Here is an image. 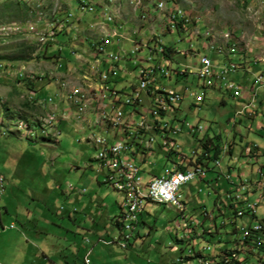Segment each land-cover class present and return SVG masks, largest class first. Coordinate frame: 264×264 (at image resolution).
I'll use <instances>...</instances> for the list:
<instances>
[{"label": "rangeland", "instance_id": "1", "mask_svg": "<svg viewBox=\"0 0 264 264\" xmlns=\"http://www.w3.org/2000/svg\"><path fill=\"white\" fill-rule=\"evenodd\" d=\"M100 1H90L95 7L90 13L86 10L80 11L78 0H0V176L5 180L4 192L0 195V217L6 228L5 231L0 230V264H29V262L39 264L44 260L41 253L53 259V254L61 247H65L62 253L67 254V260H56L50 264H66L65 262L82 264V258L88 251H90L91 264H168L174 257L182 254L179 252L173 255L169 246L174 244L175 238L182 237L180 228L175 227L176 223L182 227L185 221L178 216L176 207L154 202L146 204L142 216L144 222L135 226L133 234L137 236L139 233L140 236L135 240L134 237H129L127 249L115 243L111 245L106 243L105 246L97 244L93 234L99 230L103 233L102 238L107 242L113 240L110 238L118 237L119 231L110 220L119 213V203L123 199L121 193L115 191L109 183L103 182L105 174L103 171L106 170L101 171L95 160L98 150L93 147L92 140L94 136L104 134L94 126L93 115L85 114L80 121L76 120L75 112H72L71 116L73 109L71 105L64 110L68 119H60L61 121L55 122L52 127L43 126L45 131L40 129L44 122H48L50 109H53V107L49 108L48 104L57 107L62 101L58 98V90L55 86L63 83L66 90L80 88L90 92L89 89L94 87L95 64L92 63V53L88 49L84 58L86 60L80 59L83 63L81 72L75 70L72 73L65 67L63 68L65 74L59 76L54 70L55 61L48 57V53L44 52V56L40 58L34 57L41 55L43 48L44 50L46 48L47 52L53 45L58 49L60 46L56 43L63 41L66 42H63L65 44L63 53H68L72 50L70 48H77L68 41L73 36L78 37L79 40L84 39L87 43L96 42L100 30L97 25L91 23V19L100 13L99 8L96 7V3ZM142 1L113 0L116 8L114 9L113 5L109 6L108 11H104L102 15L103 20L99 19L109 30L114 23L107 22L108 15H111L112 22L123 24L117 30L122 39L108 37V45L105 47L106 55L119 54L121 57L118 65L121 66L122 71L112 78L113 80L116 78L118 82L116 85L121 102L117 108L123 112L131 109L123 102L131 90L129 84H137L135 63L140 57L147 55L148 51L144 48L136 56L132 55L130 60L128 57L123 59V54L132 50L140 41L142 45L149 44V47L153 48L154 44L149 40L154 33L159 37L161 46L174 50L168 58L161 56L169 65L170 79H161L160 83L182 96L181 102L176 105L178 107L175 117L178 121L196 123L208 129L195 137L176 136L178 151L189 155L191 150L198 149L197 143L206 133L220 135L223 145L231 144L235 135V125H232V121L235 122L237 117L243 119V125L236 126V131L241 137L237 136L235 153L245 148L247 144L256 145L260 151L263 150L264 129L255 131L254 123L253 132H250L247 129L246 116H236V112L240 111L237 108L238 101L231 98L232 94L224 86L220 90L201 88L196 76V68L201 55H206L216 70L227 68L230 63L226 58L234 63L239 62L240 58L239 64L242 66L251 65L247 71L249 75L243 77V71L240 72V69L238 74L236 70V73L228 76V81L234 82L243 89L253 85L254 99L256 102L260 100L264 94L261 87L253 81L258 74L264 75L262 73L264 72V0L169 1L166 8L172 7L170 2L177 1L178 8L182 9L188 20L186 27L181 29L174 25H171V28L174 26L173 29L170 28V17L168 21L163 15L167 13L166 10L157 11L152 4L146 8L142 6ZM174 7L178 9L176 5ZM66 11L72 15L69 22L80 17L81 23H77V27L73 22L67 34L55 36L56 43L46 44L47 35L50 34L47 33L49 22L53 18L66 23L64 16ZM166 27L169 30H166ZM73 28H77L76 32ZM73 30L74 32H71ZM85 46L87 45L84 44ZM89 46L91 48V44ZM32 48L33 53L30 51ZM227 49L234 54L227 53ZM16 57H21L23 60H14ZM176 70L186 73L184 76H177ZM22 76L27 80L29 77L30 82L36 83V86L39 83L56 84L42 86L38 94L41 98L39 100L33 95L30 96L31 91L27 90L26 83L20 81ZM37 77L43 79L38 80ZM79 94L84 96V93ZM27 98L30 102L32 98L39 102L34 101L36 105L33 103L28 107L24 105ZM49 99L52 102H49ZM251 110L258 112V120L264 122L262 115L264 106L260 107L258 103H253ZM172 116L173 114H169L167 117H162L163 122ZM147 118L150 119L149 127H157L161 124V117L147 115ZM54 129L59 135L54 134ZM129 132L130 136L123 137V142L134 143V135L130 129ZM47 138H50L51 142ZM127 139L129 141H124ZM160 140L159 135L147 134L146 148H141V155L135 156V162L140 163L144 177H161L167 172H173L178 162V159H165L167 151L162 146L164 150L160 148ZM142 156H148L144 163ZM238 161L240 163L243 161L245 164L239 168L244 170L246 178L251 175L256 178L257 167L259 164H264V158H261L257 164L249 162L244 157H230L224 153L219 157L220 167L223 169L232 165L238 167ZM212 164L210 165L213 166ZM250 168H252L251 172ZM178 195L179 200L188 202L189 210L186 208L184 214L188 217L192 216L197 223L202 222L203 208L216 219L218 225L222 220L225 221V226L218 230L216 236L208 237L207 242L195 240L198 245L210 246L213 254L211 257L214 260L224 250H232L236 242L242 241L240 228L248 222V216L236 220L235 226L239 231L234 233V226L230 221L233 218L232 212L227 211L224 218L218 217L219 212L214 206L216 195L212 190H207L201 183L194 181L180 187ZM219 196L222 197L223 194ZM259 196L251 195L247 198L252 203ZM72 197L76 200L80 199L81 204L77 207L73 206V202H70ZM4 207L8 209L7 215L3 213ZM69 213L70 220L67 219ZM263 215L264 201L257 209L256 217L262 220ZM23 222H27V227L32 222L38 224L39 228H43L42 237L39 239L37 235H29L27 232L29 228L23 230L21 226ZM255 222L252 220L253 224ZM10 225L16 229L10 230ZM120 226L121 231H126L121 223ZM107 232L110 233V237ZM83 236L88 238V243L82 244ZM233 252L235 259L240 255L246 259L245 264H261L259 261L264 263V254H260L256 248L252 249V252L249 249ZM194 262L198 264L197 261Z\"/></svg>", "mask_w": 264, "mask_h": 264}, {"label": "built area", "instance_id": "2", "mask_svg": "<svg viewBox=\"0 0 264 264\" xmlns=\"http://www.w3.org/2000/svg\"><path fill=\"white\" fill-rule=\"evenodd\" d=\"M147 1V5L149 6V4H152L157 11L162 12L166 10L167 13L163 15L164 17H170V25H175L176 27V25L181 23V26H179L181 29L185 28L186 24H188L184 12L182 9H175L174 3H171V8H166V4L169 3L168 0ZM93 8L94 7L90 4V0H85V8L79 9L81 12L86 10L91 13ZM136 8L138 7L136 6ZM71 16L70 13H66V23H63L61 20L51 19L48 24L49 32L47 31V33L50 34L47 35V43L54 42V38L57 34L71 30L69 22ZM110 23H114V26L111 27L110 30L104 27L103 24L100 25V28L106 33V38L121 39L120 34L117 32V30L121 28V25H116L115 22H112L111 15ZM161 33L164 32L161 31ZM151 36L149 42L154 44L153 48H150L149 44L142 45L140 41L132 50L123 54V59L128 57V60H130L132 55L136 56L139 52H142L144 48L148 51L147 55L140 57L135 63L138 79L137 84H129L131 90L123 102L124 105L131 107L129 111L123 112L117 108L121 100L118 96L119 93L116 89L115 82L112 81V77L122 71L121 66L118 65L121 57L119 54H105V47L108 44V40L98 39L96 42H88V44L95 46V56H91L92 63L95 64L93 72L95 78L93 79L94 87L89 89L90 92L80 88L66 90L63 83L59 85L62 89L64 88L65 92L58 95V98L62 99L60 102H66V110L67 106L71 105L73 107L71 116L72 112H75L76 120H83V116L89 114L95 117L94 126L96 127L99 122L118 123V130L107 131V135L94 136L92 144L93 147L98 150L95 160L98 162L101 169L108 172L104 182L109 183L115 191L123 195L121 216L118 218V222L119 224L127 223V231H121V234L125 238H128L126 234L130 233L135 224L138 223V217L147 204V197H154L157 204L173 206L183 211V205L179 201L178 196L179 188L195 179L203 180L207 171L205 168L208 159L207 154H203L204 157H202L198 166L190 164V159L195 158L196 151H204L202 146L204 139L198 141V149L191 150L189 155H184L178 151L179 146L175 139L176 136L186 135L188 137H195L203 131L206 132L207 128H203L196 123L185 122L184 120L178 121L175 117L178 107L176 105L181 102L182 96L179 93L169 90L167 86H163L160 83L161 79H170L169 65L167 61H161V52H163L164 49L160 44L159 37L154 33H152ZM70 54L75 59L85 58V55H87L83 52L77 53L74 51ZM235 69L236 66L230 63L229 71H222V68L216 70L212 61L206 55H201L196 68V76L201 88L221 89L222 86H224L233 97L240 98L242 95V88L234 82L228 81V74L235 71ZM175 73L177 76H184L186 72L176 70ZM254 83L264 89V75H257L254 79ZM92 90L94 92H92ZM77 93H84V100H77ZM31 94L35 96L33 92H31ZM44 101H47V99H44ZM250 105L251 104L244 106L237 115L248 112ZM48 107H53V111L50 109L49 122H44L47 126H54L55 122L69 118L68 115L65 114V111L59 115L58 109L52 104H48ZM169 114H173V116L163 122L162 117H167ZM147 115L151 117H161V124L157 127H149L150 119L147 118ZM119 129H130L131 133L134 135V143L123 142V137L119 136ZM54 134L57 136L59 132L55 133L54 129ZM147 134L160 136L161 140L159 143L161 144L159 146L162 150H164L162 148L164 147L167 151L166 156H164L166 160L178 159L173 172H167L166 175L161 177L150 176L148 179L140 175L141 167L139 166L140 163H135V155H141V148H146L145 139ZM149 151H152V149H149ZM245 152L249 154L251 151L249 148H246ZM147 157L148 156H142V163L145 162ZM213 166L216 169L221 168L218 160L213 161ZM220 175L224 177V171H220ZM224 178L229 181L232 187L229 190L231 192H226L220 200V207L223 210H227L228 205L233 204V207L228 211L234 213L235 218L255 216L262 198L249 203L244 196V192L246 191L245 186H239L230 181V177ZM4 186V178L0 176V195L4 192ZM261 186L264 187V182L261 183ZM240 230L243 234V241L240 245L244 246L246 245L244 241H252L253 243H258L260 241L259 234L264 231V225H256V223L243 225ZM120 246L124 248L125 242L121 243ZM190 247L194 249L197 248V245L192 241L187 245L186 249L189 250ZM197 249L202 252L209 250L207 245ZM89 255L90 251L86 253L83 264H91ZM233 258L235 259V256H233ZM229 260L230 259H226V262H229ZM238 261L241 262V260ZM184 262H175V264H184ZM206 262L213 263L209 260H206Z\"/></svg>", "mask_w": 264, "mask_h": 264}, {"label": "crops", "instance_id": "3", "mask_svg": "<svg viewBox=\"0 0 264 264\" xmlns=\"http://www.w3.org/2000/svg\"><path fill=\"white\" fill-rule=\"evenodd\" d=\"M91 1V0H90ZM113 0H101L100 2H97L96 4H97V8H99V11H100V13L98 14V15H95L94 17H92V19H91V23H93V24H95V25H97L98 27H99V30H100V35H99V39H105V40H108L107 38H106V33H104V31L100 28V25L102 24V15H103V13H104V11H108V7L109 6H112L113 5V8L115 9L116 8V6L114 5V3L112 2ZM133 1H135V0H131V2H133ZM138 1V0H137ZM142 1V0H141ZM143 3H142V6H145L146 8H148V1L147 0H143L142 1ZM106 5H108V6H106ZM93 7H94V5H92ZM68 9H69V7H68ZM94 9H95V7H94ZM135 10H136V8H134ZM134 10V11H135ZM138 10V9H137ZM142 10V9H141ZM112 11V10H111ZM61 15H59V17H60ZM64 16H65V13H64ZM62 17H63V15H62ZM108 17V16H107ZM107 17H106V20H107ZM110 17V16H109ZM141 17H143L144 18V16H141ZM102 19V20H99V19ZM115 18V17H114ZM121 20H124V19H122L121 18ZM73 22H75L76 23V25H77V23H81V20H80V17H76L72 22H70V24L72 25V23ZM108 22V21H107ZM114 22V21H113ZM89 24V23H88ZM116 25H123V24H117V23H115ZM85 25H87V24H85ZM77 27H78V25H77ZM73 29H76L77 30V28H73ZM166 30H167V27H166ZM71 32H73V31H71ZM74 34V33H73ZM67 38H68V36H67ZM122 39V38H121ZM121 39H119V40H121ZM79 38L78 37H75V36H73V37H71V38H69V42L71 43V44H73L74 46H77V48H70V49H72V50H69V52L68 53H63L64 52V50H63V45H65L64 43H66L65 41H63L62 43L61 42H55L57 45H59L60 47L58 48V49H55V46L53 45L52 47H50V49H49V51L47 52V50H46V48H45V50H44V52H46V53H48V57L50 58V59H52V60H54L55 61V65H54V67L56 66V69H54L55 70V72L57 73V75H59V76H62L63 74H65V70H63V68L65 69V67L67 68V70L69 71V72H72L73 73V71H75V70H81V68L83 67V63L81 62V60L83 59V60H86V59H84L83 57L82 58H79V59H75L70 53H71V51H73L74 49L77 51V53H87L88 51V49L90 50V52L92 53H90L91 54V56H95V48H93V46H92V44H91V48H90V46H89V44L86 42V40H84V39H82V40H79ZM85 45H87V46H85L84 47V44ZM54 44V43H53ZM108 45V44H107ZM106 45V46H107ZM69 47H70V45H69ZM231 52H233V50L231 51ZM90 54H88V55H90ZM79 55V54H78ZM81 59V60H80ZM227 59V61H229L228 60V58H226ZM80 60V61H79ZM239 60L241 61V59L239 58ZM87 61H89L88 59H87ZM87 61H85V62H87ZM228 65V64H227ZM85 66V65H84ZM228 66H230V64L228 65ZM227 66V67H228ZM251 67V65H248V66H246L245 67V65H241V64H239L238 65V68H237V71H238V74H239V70L241 69V71L240 72H242V76L243 77H246V75H249V72H247L248 71V68H250ZM63 71V72H62ZM81 72V71H80ZM262 73H264V72H262ZM117 76V75H116ZM242 77V78H243ZM48 78V77H47ZM113 78V77H112ZM113 80V79H112ZM114 82H115V86H116V89H117V81H116V78H115V80H113ZM62 82V81H61ZM56 84V83H55ZM53 82H51V84H48V85H46V84H38L37 86H36V83H35V85H34V89L35 90H37V93L39 94L40 92H41V88H43V87H48V86H54L55 85ZM59 85L60 84H58V86H55L56 87V89L58 90L57 91V93H58V95H61V94H63L65 91H64V88L62 89L61 87H59ZM43 86V87H42ZM63 86H65V84H63ZM58 87V88H57ZM254 89V86L252 85H249L247 88H244V89H242V95H241V97L240 98H233V97H231V98H233V99H235V101H238V104H237V108L238 109H242V106H245V105H248L249 103H251V102H253V103H258V105L260 106V107H263L264 106V96H262V98L260 99V100H258L257 102H256V99H254L255 98V95H254V91H255V89ZM261 91H262V93L264 94V89H262L261 88ZM31 93V92H30ZM253 93V94H252ZM32 94H30V96H31ZM33 99V101H32V104L34 103V105H36L35 103L36 102H39V101H36V100H34V98H32ZM34 101H36V102H34ZM64 103V104H63ZM221 103V102H220ZM223 103H224V101H223ZM223 103H221V104H223ZM38 104V103H37ZM29 107H31V106H29ZM45 108V107H44ZM43 108V109H44ZM55 108H57L58 109V111H59V115H61V113L62 112H64V110H66V102H60L59 103V105L57 106V107H55ZM264 112V111H263ZM255 113V114H254ZM257 113L258 112H253V114L254 115H252V116H249L248 117V114H244L246 117V120L248 121V125H247V129H249L250 130V132H253L252 131V124H256V129H255V131H259V129H264V122L263 121H259L258 120V115H257ZM262 115H264V113H262ZM32 121V120H31ZM231 123V122H230ZM232 125H235V130H234V136H233V139H232V142H231V146H230V149H228L226 152V155L227 156H230V157H233V156H236V157H238V158H245V159H248L249 160V162H251V163H259V161H260V159L261 158H264V148H263V150H259V148H258V146H256V145H250V144H245L246 146L245 147H247V146H250V148H251V150H252V152H250L248 155H246V152L245 151H243V148H241L240 150H239V152L238 153H235V148H236V140H237V136H239V137H241L240 136V134L238 133V131H236V126H239V125H243V119L242 118H236V121L235 122H233L232 121ZM97 128L104 134V135H107V131H112V130H118V127L117 128H113V127H111L109 124L107 125L105 122H99L98 124H97ZM127 131V132H126ZM127 135H129L130 136V132H129V129H119V136H122V137H127ZM240 140H241V138H240ZM124 141H129V139H127V140H124ZM210 149H211V147H210ZM204 150H205V148H204ZM251 155V156H250ZM212 162H211V160L210 159H208V161H207V165L205 166V168L207 169V171H206V176H205V178L203 179V180H200V179H196V180H194V181H197V182H199V183H201L202 184V186H204V187H206V189L207 190H212L214 193H215V195H216V197H215V199H216V201H215V204L216 205H214L215 206V209H217L218 210V204L220 203V199H218V194L219 195H222V194H224V193H226L228 190H230V188L232 187L231 185H230V183L222 176V175H220V171H224V174H229L230 175V180H232V181H234L236 184H238L239 186H240V184H243L244 186H245V188H246V190L247 191H245L244 193H247L246 195L247 196H256V195H260L259 197H261L262 195L264 196V190L263 189H261L260 188V183L262 182V181H264V164H259V166L257 167V173H258V175L256 176V174H255V177L256 178H253L252 177V175H251V177H248V178H246V174H245V172H244V170L242 169V168H239L240 166H242V165H245V164H243L244 162L242 161V163H240V161H238V167H234L233 165L232 166H225V169H223V168H221V169H216V168H214L213 166H211L210 164H211ZM213 165V164H212ZM247 166V165H246ZM100 168V167H99ZM101 169V168H100ZM174 169H175V167H174ZM101 171H103V169H101ZM249 171L251 172L252 171V168H250L249 169ZM261 171V173H262V175H260L259 174V172ZM103 172H105V174H104V179L106 178V176L108 175L107 174V171H103ZM233 174H236L235 176H233ZM149 177H145V179H148ZM104 179H103V181H104ZM194 181H192V182H194ZM190 184V183H189ZM187 186V185H186ZM73 190V189H72ZM80 193V192H79ZM243 193V192H242ZM262 196V197H263ZM75 198L74 197H72V198H70V202H73V206L75 205L76 207L77 206H79L80 204H81V202L77 199L76 200V203H75ZM262 200L264 201V198H262ZM89 202V201H88ZM121 203H122V200H121V202L119 203V213L116 215V216H114L113 218H112V220H110V223L113 225V223H114V220L116 221V219L119 217V214H120V212H121V209H120V205H121ZM148 203V202H147ZM185 204H186V208L189 210V208L187 207L188 206V202H187V200H185ZM146 208V207H145ZM145 208H144V210H145ZM3 209V213L4 214H8V209H6L5 207L4 208H2ZM144 210L142 211V213L140 214V216H139V223H143L144 221H143V213H144ZM187 211V210H186ZM203 211H207L205 208H203V210H202V212ZM75 212V211H74ZM208 213V212H207ZM67 219H71V216H70V213L68 214V216H67ZM262 219L264 220V215H263V217H262ZM33 221V220H32ZM26 223L27 222H23L22 224H21V226L23 227V230H27V228H29V230L27 231L28 232V234L29 235H33V236H35V235H37L38 236V238L40 239V237H42V235H43V228L41 229V228H39L38 227V224L36 225V224H34L33 222L32 223H30V226H26ZM138 223V224H139ZM114 226V225H113ZM9 227H12V225H10ZM31 227V228H30ZM13 229H16V228H11L10 230H13ZM31 229V230H30ZM0 230L1 231H5L6 230V228H5V226L3 225V221H2V219H1V217H0ZM87 231V230H86ZM181 231V230H180ZM97 233V234H96ZM96 233H94L93 235L96 237V243L97 244H99V245H102V246H105L106 245V243H109V242H107V240H105L104 238H102L103 237V233L102 232H100V230L98 231V232H96ZM107 234L109 235V237H110V233L109 232H107ZM182 234V236H186V233L185 232H182L181 233ZM138 236H136L135 237V239L136 238H138L140 235H139V233L137 234ZM85 236H83V238H82V244L83 243H88V238H84ZM111 237H113L112 235H111ZM87 239V240H86ZM91 239V238H90ZM104 239V240H103ZM110 239H114V237L113 238H110ZM134 239V240H135ZM175 239H179L178 237L177 238H175ZM68 240L66 239V242H67ZM173 244V243H172ZM108 245H111V244H108ZM65 249V247H61L58 251H56L54 254H53V259H51V258H49V257H47L44 253H41V256H42V258L44 259L43 260V262H39V264H50V263H52L53 261H56V260H67V254L65 253V254H63L62 253V250H64ZM84 249V248H83ZM174 249L175 248H171L170 249V252L174 255H176L177 253H174L173 251H174ZM86 255V254H85ZM85 255L83 256V258L85 257ZM82 258V259H83ZM175 258V257H174ZM174 260V259H173ZM173 260L172 261H170L169 263L170 264H173ZM82 262H83V260H82ZM66 264H67V262H65ZM168 263V264H169ZM29 264H32V263H30L29 262ZM36 264V263H35ZM38 264V263H37ZM83 264V263H82Z\"/></svg>", "mask_w": 264, "mask_h": 264}, {"label": "trees", "instance_id": "4", "mask_svg": "<svg viewBox=\"0 0 264 264\" xmlns=\"http://www.w3.org/2000/svg\"><path fill=\"white\" fill-rule=\"evenodd\" d=\"M25 13H27L26 11H25ZM179 26H181V23H179L178 25H176V28H179ZM62 34H67L66 33V31H64ZM47 44H49V43H47ZM163 47V46H162ZM163 52H161V56L162 57H164V58H168V57H170V53L172 54L173 52H174V50L172 49V48H166V47H163ZM32 53H33V48H32V50H30ZM43 53L41 54V55H36L34 58H40V57H43L44 56V48H43ZM14 60H17V61H22L23 59L21 58V57H16ZM239 62H240V60H239ZM239 62H237V63H234V62H231V64H233V65H235L236 66V69H235V71H233V72H230L229 74H228V76L230 75V74H234V73H236V70H237V68H238V65H239ZM229 63H230V61H229ZM25 76H22L21 78V80L20 79H18V80H20L21 82H25L26 84H25V86H26V88H27V90L28 91H31V92H33L34 94H35V98L36 99H39V100H41V98H39V96H38V93H37V90H35L34 89V85H35V83H33V82H30V79H29V77H28V80L26 79V78H24ZM50 78V77H49ZM37 79L38 80H42L43 78H41V77H37ZM51 81V80H50ZM35 100V99H34ZM31 104H32V102H30V100L27 98V100H26V102L24 103V105H26V106H31ZM41 124V123H40ZM155 124H158L157 122H155ZM38 126H40V125H38ZM48 140V139H47ZM220 141H222L221 140V138H220V135H215L214 134V137L213 138H211V139H207V140H204V143H202V146H203V148H205V150L203 151V152H197L196 151V155H195V158L194 159H190V164L191 165H193V166H198L199 164H200V160L202 159V157H204V155L203 154H207V155H209V153L210 152H212V156H213V160L214 159H216L219 155H220V153L222 152V146L219 144L220 143ZM201 142V141H200ZM230 146H231V144H228V146H227V150L228 149H230ZM210 147H211V149H210ZM136 156V155H135ZM140 166V165H139ZM143 172H142V169H141V172H140V175H142L143 176V174H142ZM224 176L225 177H229V175L228 174H224ZM144 177V176H143ZM148 177H150V176H148ZM145 178V177H144ZM119 193V192H118ZM123 200V199H122ZM122 204V203H121ZM214 205H216V204H214ZM233 207V204H229L228 205V208H227V210H225V213L228 211V210H230V208H232ZM120 209H121V205H120ZM225 213L224 212H222V214L220 213V214H218V217H221V218H224L226 215H225ZM120 214H121V212H120ZM234 214V213H233ZM120 216V215H119ZM230 219V218H229ZM210 222L211 224H213L214 225V229H213V232H207V229H204V222ZM222 222L224 223L225 221H221V224L220 225H218L217 224V222H216V219L213 217V218H211V220L209 219V217H206V216H204L203 218H202V222H201V224L199 225V228L201 229V230H203L202 231V233L199 235V236H195V234H194V236H191V237H189L188 239H185V238H183V239H180V240H174V242L177 244V245H185L186 246V243L188 244L190 241H192V240H194V239H199V240H201L202 242H207V238L208 237H214V236H216V234L218 233V230L219 229H221L223 226H222ZM257 223H259V222H256V225H257ZM225 224V223H224ZM259 224H262V223H259ZM113 225L117 228V230H120V224L118 223V221L116 220H114V223H113ZM136 225V224H135ZM231 225H233L232 223H231ZM263 225V224H262ZM225 226V225H224ZM134 234V233H133ZM133 234H132V236L131 237H134V239H135V237L136 236H133ZM130 235V234H129ZM138 236V235H137ZM117 239H123L124 241H126V247H125V249H127V244H129V239L128 238H124V237H121V236H118L117 237ZM261 241V242H260ZM258 243H256V242H252V241H248V242H250V245L252 246V248L254 249V248H256L257 250H258V252H260V254L262 253V254H264V239H262V240H260ZM246 242V241H245ZM185 246H183V248H181L179 251H180V253H182L178 258L179 259H181V260H185V262H189V260H190V262L193 260H196L197 259V261L198 260H201V261H204L205 259L207 260H209V257L208 256H203V254H202V251H200V250H198L197 248H192V247H190L189 248V250H187V249H185ZM254 246V247H253ZM188 251H191L192 252V255H190V256H187V253H188ZM183 252H185V254H183ZM226 251H224V253H225ZM223 253V252H222ZM225 254H227L226 256H231L232 255V253H230L229 255H228V253H225ZM183 257V258H182ZM185 257V258H184ZM218 258H220V255H218L217 256ZM177 258V259H178ZM206 260L204 261V262H206ZM246 260V259H245ZM259 261V260H258ZM259 263H261V261H259ZM209 264H213V263H209ZM216 264H243V263H239V262H237L236 260H233V259H231L229 262H226V257H224V258H221L220 259V261L219 262H216ZM264 264V263H263Z\"/></svg>", "mask_w": 264, "mask_h": 264}, {"label": "clouds", "instance_id": "5", "mask_svg": "<svg viewBox=\"0 0 264 264\" xmlns=\"http://www.w3.org/2000/svg\"><path fill=\"white\" fill-rule=\"evenodd\" d=\"M92 5V4H91ZM66 13L68 14L69 12L68 11H66L65 12V16H66ZM67 33V32H66ZM62 34V33H61ZM229 44V43H228ZM232 48V47H231ZM74 52H77L76 50H73ZM72 52V51H71ZM227 53H229V49H227ZM229 54H231V53H229ZM232 54H234V53H232ZM230 61V60H229ZM229 61H228V63H229ZM227 63V64H228ZM230 63H231V61H230ZM226 64H224V66H225ZM258 75H261V73L260 74H258ZM253 83H254V81H253ZM241 87V86H240ZM242 88V87H241ZM243 89V88H242ZM218 90H220V89H218ZM233 97V96H232ZM233 98H235V97H233ZM249 104H251L250 105V107L248 108V112H244V113H242L241 115H244V114H248V117L249 116H252V114H253V111L251 110V108H252V105H253V102H251V103H249ZM248 104V105H249ZM246 106V105H245ZM244 106H242V108H243ZM242 109H240V111H241ZM239 111V112H240ZM237 113L238 112H236V116H237ZM240 115V116H241ZM33 122V121H32ZM34 123H39V122H34ZM33 123V124H34ZM35 125V124H34ZM208 130V129H207ZM206 130V131H207ZM214 137V135H208L207 133L206 134H204L203 135V137L201 138V139H204V140H207V139H211V138H213ZM42 139H44V138H42ZM48 139V138H47ZM48 141L49 142H51V139L49 138L48 139ZM55 141V140H54ZM204 143V142H203ZM221 146H222V152L221 153H224V154H226L227 152V146H228V144H225V145H223L222 144V141H220V143H219ZM246 148H249V146H247V147H245V148H243V151H245V149ZM250 149V151L252 152V150H251V148H249ZM221 153H220V155L216 158V159H214L213 160V156H212V152H210L209 153V155H208V159H210L211 160V162L213 163V161H215V160H218L219 161V157L221 156ZM206 158V159H207ZM208 159H207V161H208ZM207 165V164H206ZM214 167V166H213ZM215 168V167H214ZM221 169V168H220ZM259 172V171H258ZM259 174L260 175H262V173H261V171L259 172ZM229 175V174H228ZM2 177V176H1ZM107 177V176H106ZM229 177H230V175H229ZM196 180V179H195ZM230 180V179H229ZM5 181V180H4ZM104 181H105V179H104ZM103 181V182H104ZM194 181V180H193ZM230 181H232V180H230ZM192 182V181H191ZM190 182V183H191ZM229 182V181H228ZM232 182H234V181H232ZM262 182H264V181H262ZM261 182V183H262ZM235 183V182H234ZM261 183L259 184L260 185V188L261 189H263L264 190V187L263 186H261ZM189 184V183H188ZM187 184V185H188ZM240 185H243V184H240ZM183 186H186V185H183ZM182 187V186H181ZM229 191V190H228ZM227 191V192H228ZM247 191V190H246ZM229 192H231V191H229ZM228 192V193H229ZM178 193H179V191H178ZM225 194V193H224ZM224 194H223V196H224ZM245 195V197L247 198V193H244ZM179 196V195H178ZM223 196L222 197H220L219 195L217 196L218 197V199H222L223 198ZM263 196V195H262ZM259 197V198H264V196L263 197ZM258 198V199H259ZM179 199H180V196H179ZM247 200H248V198H247ZM257 200V199H256ZM181 203H182V205H183V211H180L179 209H178V216H180L181 217V219H182V221H185V224H183L182 225V227L180 226V224H177L176 223V225H175V227L178 229V228H180V230H181V233L182 232H185L186 233V236H182L180 239H183V238H185V239H188L189 237H191L192 236V234L194 235H197V236H199L201 233H202V231L203 230H201L200 228H199V225L201 224V223H197V221H195V220H193V218H192V216H190V217H188L186 214H184V212H186V204H185V201H183V200H179ZM216 201V200H215ZM248 202H249V200H248ZM263 202V200H261V202H260V204ZM250 203V202H249ZM155 204H157V203H155ZM215 204V203H214ZM260 204H259V206H260ZM159 205H161V204H159ZM146 206V205H145ZM169 206V205H168ZM259 206H258V208H259ZM218 212H219V214L221 213L222 214V212H224L225 213V210H223L221 207H220V203L218 204ZM257 208V209H258ZM144 210V209H143ZM142 213V212H141ZM140 213V214H141ZM233 214V213H232ZM201 215H202V218L204 217V216H206V217H209V219L211 220V218H213L212 217V215H210L209 213H207V211H203L202 213H201ZM256 215H257V211H256ZM256 215L255 216H253V217H248L249 218V220H248V222L246 223V224H244V225H249V224H253L252 223V220L253 221H256V222H260V223H262L263 225H264V220L262 219V220H258L257 219V217H256ZM140 216V215H139ZM245 217V216H244ZM244 217H242V218H244ZM119 218V217H118ZM118 218L116 219L117 221H118ZM241 218V219H242ZM237 219H240V218H235L234 217V214H233V218H232V220L230 219V221H231V223L233 224V226H234V229H233V232L234 233H237L238 231H239V229L238 228H236V220ZM188 223H187V222ZM255 222V223H256ZM119 223V222H118ZM138 223H139V217H138ZM137 223V224H138ZM136 224V225H137ZM221 224V223H220ZM135 225V226H136ZM224 223L222 222V226L224 227ZM135 226H134V228H133V230L130 232V233H127V236H128V239H129V237H131L132 236V234L135 232ZM204 229H207V232H213V229H214V225L213 224H211L210 222H204ZM243 226V225H242ZM241 226V227H242ZM120 229H121V226H120ZM241 229V228H240ZM119 231V235L118 236H121V237H124L122 234H121V230H118ZM188 231V232H187ZM240 232H241V230H240ZM130 234V235H129ZM241 234H242V232H241ZM217 235V234H216ZM243 235V234H242ZM259 239L260 240H262V239H264V231H262L260 234H259ZM125 238V237H124ZM180 239H175L176 241L177 240H180ZM195 240L196 239H194V240H192V241H194L195 242ZM192 241H190L188 244H190ZM242 241H243V239H242ZM242 241H240V242H236L235 243V248L234 249H232V250H224V251H226L225 253H228V255L230 254V253H232V255L231 256H226L227 254H225L224 253V251H223V253H221L220 254V258H216L215 260L213 259V257H211V256H213V254L211 253V248H210V246H208V248H209V250L208 251H205V252H202V254H203V256L205 255V256H208L209 257V261H212L213 262V264H216V262H219L220 261V259L221 258H224V257H226V259H232L233 258V256H235L234 254V250H241V249H243L244 251H247L248 249H249V251H251L252 252V246L250 245V242H245V244L246 245H244V246H242V245H240V243L242 242ZM123 242H125V247H126V241H124L123 239L121 240V239H113L111 242H109L108 244H118L119 246H120V244L121 243H123ZM196 243V242H195ZM202 243V242H201ZM187 243H186V246L185 245H177L175 242H174V244H172L171 246H169V249H171V248H175L174 249V253H179L180 251V249L181 248H183V246H185V249H186V247H187V245H188ZM197 245V248H199V247H201V246H204V245H198V244H196ZM121 247V246H120ZM125 247L123 248V247H121V248H123V249H125ZM245 247H247V248H245ZM254 247V246H253ZM180 256V255H179ZM178 256H176L175 258H174V260H173V264H175V259L177 258ZM84 259V258H83ZM208 260V259H207ZM229 260V261H230ZM233 260H236L237 262H239L238 260H241V262H239V263H243V264H245V259H243V257L240 255V256H238L237 257V259H233ZM261 264H262V262H261Z\"/></svg>", "mask_w": 264, "mask_h": 264}, {"label": "bare ground", "instance_id": "6", "mask_svg": "<svg viewBox=\"0 0 264 264\" xmlns=\"http://www.w3.org/2000/svg\"><path fill=\"white\" fill-rule=\"evenodd\" d=\"M79 2H80V8H85V0H78ZM169 1H174V0H168V2ZM170 3H172V2H170ZM174 5H176L177 6V8H178V5H177V1L174 3ZM179 9V8H178ZM166 19L168 20V17H166ZM107 21L108 22H110V17H108L107 18ZM169 21V20H168ZM170 22V21H169ZM175 26V25H174ZM174 26H173V28H174ZM170 28H171V25H170ZM173 28H171V29H173ZM167 29L169 30V28L167 27ZM94 48H95V46L94 45H92ZM230 53V52H229ZM161 60L162 61H164L162 58H161ZM230 67V66H229ZM229 67H227V68H225V69H223L222 71H229L228 70V68ZM84 98V96L82 95V94H79V93H77V100H82ZM33 101V100H32ZM49 102H52V100L51 99H49L48 100ZM42 104H43V102H42ZM49 119V118H48ZM48 122H49V120H48ZM107 125L109 124L111 127H113V128H117L118 127V123H114V122H105ZM43 126L45 127L46 126V124H42L41 126H40V129L41 130H44V128H43ZM48 127V126H47ZM52 127V126H51ZM54 128V127H53ZM45 131V130H44ZM44 131H42L43 133H44ZM54 131V130H53ZM41 132V133H42ZM50 132H52V131H50ZM127 132V131H126ZM42 133V134H43ZM44 135V134H43ZM54 136V135H53ZM125 143H127V142H125ZM143 155H145V154H143ZM136 163V162H135ZM147 202H154V203H157V201L156 200H154V197H147ZM120 216H121V214H119ZM119 216V217H120ZM260 223V222H259ZM259 223H257V225H262V224H259ZM121 225H123L122 227L127 231V223H121ZM190 255H192V252L191 251H188V253H187V256H190ZM183 258V257H182ZM185 258V257H184ZM194 261H197V259L196 260H194ZM193 260L190 262V260H189V262H184V260H181V259H176L175 260V262H184V264H194V263H196V262H194ZM205 261V260H204ZM204 261H201V260H198L197 261V263L198 264H209V263H207V262H204Z\"/></svg>", "mask_w": 264, "mask_h": 264}]
</instances>
